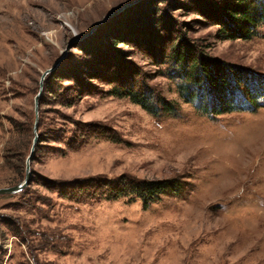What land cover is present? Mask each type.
<instances>
[{
    "label": "rangeland",
    "instance_id": "1",
    "mask_svg": "<svg viewBox=\"0 0 264 264\" xmlns=\"http://www.w3.org/2000/svg\"><path fill=\"white\" fill-rule=\"evenodd\" d=\"M198 1L0 0V188L26 177L41 76L60 60L44 80L31 182L0 195V264H264V24L223 38L202 12L238 0ZM173 32L221 67L222 85L190 86L187 99ZM127 78L153 90L155 113L112 94ZM97 176L182 186L146 208L52 186Z\"/></svg>",
    "mask_w": 264,
    "mask_h": 264
},
{
    "label": "trees",
    "instance_id": "2",
    "mask_svg": "<svg viewBox=\"0 0 264 264\" xmlns=\"http://www.w3.org/2000/svg\"><path fill=\"white\" fill-rule=\"evenodd\" d=\"M193 3L199 4V8L203 9L204 4L198 0H192ZM208 1V0H207ZM205 1V2H207ZM203 15L213 16L214 23L220 25V35L226 39H251L257 34V27L264 24V0H259L256 8L252 9L251 5L245 2V0L238 1H225L212 4L208 2V7L202 12ZM130 29L137 27L131 23ZM173 27V26H171ZM129 31V30H128ZM172 33V31H170ZM173 32L169 51L170 60L179 66L181 75L186 78L188 86H185V90L190 89V93L187 99L193 98L192 90L200 89L201 83L207 84L209 89L215 86L223 84L221 67L214 61H211L204 54H200L196 51H191L190 48L184 45H175L181 38L179 34L176 36ZM171 36V34L169 35ZM175 36V37H174ZM124 80V79H123ZM131 79L124 80L126 85L123 88L115 87L112 94L119 97H129L133 102L140 104L146 110L155 113L154 106V92L147 86H137L134 82L131 83ZM244 78H240L238 81L243 82ZM239 83V84H242ZM231 83L228 82L227 86ZM137 86V87H136ZM190 86L193 87L190 88ZM225 86H222L221 90ZM207 90V89H206ZM227 89L225 93H233ZM83 92L79 93L81 97ZM229 94V95H230ZM42 98L39 99V102ZM223 105L229 106L235 101L231 97ZM256 99H253L255 101ZM160 102L164 104V108L171 110L173 106L160 98ZM74 98L68 100L66 104L72 105ZM102 129V128H101ZM101 129L95 131L98 137H105L112 139L113 141H120L117 135H108L104 133H98ZM38 145V143H37ZM53 189L57 190L62 196L69 200L75 201H89V200H118L123 197H131L134 200H140L143 206L146 208L150 204L156 202L166 192H174L178 194L181 190V182L177 180H144L138 181L135 178L122 176L119 181H112L105 179L104 177H89L84 179H78L68 184H60L53 182ZM133 200V201H134Z\"/></svg>",
    "mask_w": 264,
    "mask_h": 264
},
{
    "label": "water",
    "instance_id": "3",
    "mask_svg": "<svg viewBox=\"0 0 264 264\" xmlns=\"http://www.w3.org/2000/svg\"><path fill=\"white\" fill-rule=\"evenodd\" d=\"M58 63H60V60L57 61L52 67L46 69L42 76H41V81H40V91L39 93L37 94L36 98H35V112H36V123L34 125V128H35V136H34V140H33V144H32V148H31V153L30 155L28 156L27 160H26V177L25 179L14 185V186H8V187H1L0 188V195H6V194H15L17 192H20L22 191L25 187H27L30 182H31V166H30V163H31V160H32V157L34 155V152L36 150V145L38 143V140H39V134H38V131H37V120H38V112H39V99L42 95V90H43V85H44V80L46 79V77L51 74L57 67Z\"/></svg>",
    "mask_w": 264,
    "mask_h": 264
}]
</instances>
